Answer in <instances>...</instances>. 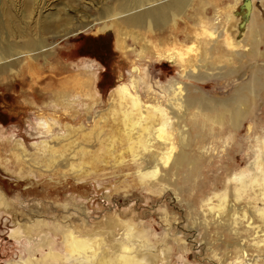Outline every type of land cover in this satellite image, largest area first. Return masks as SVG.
<instances>
[{
  "label": "rangeland",
  "instance_id": "374dc122",
  "mask_svg": "<svg viewBox=\"0 0 264 264\" xmlns=\"http://www.w3.org/2000/svg\"><path fill=\"white\" fill-rule=\"evenodd\" d=\"M97 2L89 0L90 7L85 8L84 2L75 0H43V15L70 13L74 19L67 27L72 29L80 23L83 26L76 35L59 39L45 57H29L22 66L0 69V264H75L73 259L57 262L47 256L50 252L63 253L61 231L47 237L41 233L38 238L20 229V224L37 219L46 223V228L70 226L81 233L98 232L103 238L117 239L122 223L131 220L137 232L147 236L153 251L166 244L171 248L158 264H264V247L255 245L264 237V216L259 211L264 202L255 199L259 184L249 187L239 199L233 196L235 204L244 208L249 200H255L235 225L234 236L205 206L214 192L222 195L228 186L235 192L231 187L235 180L259 171L257 162L264 159V153L259 151L264 136V0H255L252 26L263 28L262 34L256 35V54L231 59L224 55L227 59H217L208 70L204 69V80H185L189 87L214 98V102L241 95L238 91L247 93L243 88L255 76L262 80L257 84L260 91L252 116L237 129L228 121L223 126L216 125L218 135L208 137L195 150L202 166L187 192L172 184L175 177L169 183L162 182L161 168L154 176L139 171L144 158L135 160L128 149L121 133L122 120L119 114H113L119 105L111 96L119 84L130 81L138 67L146 70L143 84L152 85L160 97H168L169 86L175 79L181 80L182 70L153 53L147 58L139 54L152 45V51L157 53L159 46L155 43L165 40L180 54L188 52L193 57L200 52L202 57L205 50H195V43L200 34L203 38L208 35L193 22L188 25L189 22L179 20L178 28L170 25L176 32L171 36L172 42L167 40L166 32L151 41L130 34L124 36L126 48L121 50L114 26L96 22L92 28H85L99 14ZM240 2L197 0L195 8H202L211 17L219 12L217 24H228L227 17L239 10ZM195 8L189 10L197 15ZM46 37L49 43L54 42L52 33ZM234 40L239 41L238 35ZM16 42L22 44L23 40ZM248 42L250 36L246 38ZM250 47L246 45V51L239 48V52H247ZM89 72L95 74L94 87L99 91L96 100L87 99L82 93L88 85ZM140 89L146 99V89ZM103 115L107 117L105 123ZM42 122H49L50 126ZM185 128L191 132L189 124ZM113 139L115 146L110 145ZM213 202L217 204L219 200L214 198ZM220 219L230 220L224 214ZM249 221L254 225L248 226Z\"/></svg>",
  "mask_w": 264,
  "mask_h": 264
},
{
  "label": "bare ground",
  "instance_id": "6f19581e",
  "mask_svg": "<svg viewBox=\"0 0 264 264\" xmlns=\"http://www.w3.org/2000/svg\"><path fill=\"white\" fill-rule=\"evenodd\" d=\"M75 1L84 2L83 7L85 8L90 7L89 0ZM196 1L98 0L95 4L99 9V14L94 15L93 20L85 27L86 29L92 28L96 22H105L114 26L118 35V47L121 50L126 48L124 36L127 37L130 34L138 35V39L142 36L148 37V41H151L155 36L160 37L166 32L168 33L167 40L170 39L172 42L171 38L176 32L170 29V25L175 24L178 28L179 20L189 22L188 25L193 22L194 26H199L200 31L204 30V33L210 37L209 39L207 35H204L207 37L203 38L200 34L201 36L199 35L197 38L198 42L195 43L194 49L201 52L205 50L202 57H199L200 52L198 53V51H196L198 54L193 57L188 52L186 55L180 54L165 40L155 43L159 46L157 53L152 51V48H155L152 45L149 50L143 49L139 54L140 57L147 58L149 53H153L159 60L165 58L176 64L179 70H182L180 73L181 80L175 79L169 86L171 95L168 97H160L152 85L143 84V76L146 70L138 67L134 69L133 73L135 72V74H131L128 83L119 84L114 92H111V97L119 105L113 114H119L122 120L124 128L121 133L125 137L127 147L135 160L144 158L142 160L144 164L139 171L143 175L154 176L161 168L160 180L169 183L175 177L172 184L182 192L189 189L190 183L202 166L200 157L194 153L195 150L202 147L201 143L208 137L218 135L216 125L223 126L228 121L234 129H237L244 120L250 118L260 91L257 84L262 83L259 76H255L247 86L245 85V88L242 87L247 93L238 91L241 95L232 96L222 102L216 100L214 102V98L213 100L209 99L198 88L189 87L185 80H192V78L199 81L204 80L206 78L204 69L208 70L210 65H214L215 60L224 59V55L230 59L239 55L243 58L253 57L257 52L254 47L258 42L256 35L259 36L263 31L260 25V28L256 29L252 26L256 18L255 0H250L251 9L247 19L244 20L242 17L244 10H234L227 17L228 24L226 22L217 24L220 17L219 12L213 17L208 16L201 10L202 8L198 6L195 8ZM241 3L242 0L238 5ZM42 4L43 0L0 1V69L2 66L11 69L16 64L22 66L28 62L29 57H45L46 51L57 46L59 39L76 35L83 26L80 23L75 28L69 29L67 26L71 24L74 15L70 13L43 15L41 12ZM191 8H195L198 14L190 13L189 9ZM165 29L167 30L164 31ZM124 32L130 33L124 34ZM50 33L53 34L54 42L49 43L46 36ZM4 35L5 38H3ZM235 35H238L239 41L234 40ZM249 36L250 42L246 44V38ZM17 39H22L23 43L18 44ZM246 45H251L248 51L239 52V48L241 51H246ZM141 74L143 75L141 76ZM86 81L88 85L82 89L83 95L90 100L98 99L99 91L94 87L95 74L91 75L89 72ZM141 86L146 89L144 91L147 96L146 99L141 92ZM74 97L76 96L74 95ZM184 108L185 110H183ZM106 118L104 115L101 117L104 123ZM42 124L50 126L49 122H42ZM187 124L191 126V132L185 128ZM115 143L113 139L110 145L113 146ZM259 151L261 154L264 153V136L261 139ZM145 152H147L146 157L143 156ZM263 160L257 162L259 163V171H252L248 178H242L241 181L235 180L231 186L235 192H232L228 186L222 195L214 192L206 200V209L213 213L214 217H218L217 222L221 226L226 225L228 226L227 229H231V236L237 234L235 225L243 219L242 214L248 211L255 201L249 200L247 207L244 208L235 204L234 197L235 199L241 198L249 187H254L257 183L261 188L258 193L256 192L255 199L260 198L264 202V167H261L264 163ZM231 196L234 197L230 200L229 197ZM214 198H217L219 203L215 204ZM2 203L3 198L0 196V204ZM259 211L261 216H264V207L260 208ZM221 214L230 220L220 219ZM84 222L83 220L80 224L83 225ZM122 224L123 228L120 229L122 233L118 239L110 236L103 238L98 232L81 233L75 230V227L71 228L70 226L64 228L62 225H56L46 228L47 224L38 219L31 223L20 224V229H23L27 235L35 234L38 238L41 237V233H45L47 237L51 232L56 234L61 231L64 243L63 253L50 252L47 255L55 258L57 262L73 259L76 261L75 264L81 262L86 264H158L166 256V251L171 250L166 244L161 248L162 252L157 254L161 249L157 252L153 251L147 236L140 235L141 233L137 232V229L131 225V220H125ZM253 225V222H248V226ZM255 245L264 247V237L259 239ZM149 247H151L150 250Z\"/></svg>",
  "mask_w": 264,
  "mask_h": 264
},
{
  "label": "water",
  "instance_id": "95a60500",
  "mask_svg": "<svg viewBox=\"0 0 264 264\" xmlns=\"http://www.w3.org/2000/svg\"><path fill=\"white\" fill-rule=\"evenodd\" d=\"M250 9V0H242V3L239 5V10H244L242 13V17L244 20L249 17Z\"/></svg>",
  "mask_w": 264,
  "mask_h": 264
},
{
  "label": "crops",
  "instance_id": "0c3cea01",
  "mask_svg": "<svg viewBox=\"0 0 264 264\" xmlns=\"http://www.w3.org/2000/svg\"><path fill=\"white\" fill-rule=\"evenodd\" d=\"M255 17H256V14H255Z\"/></svg>",
  "mask_w": 264,
  "mask_h": 264
}]
</instances>
